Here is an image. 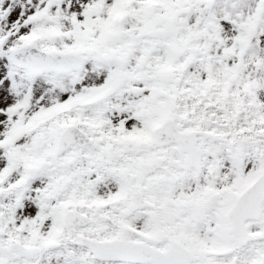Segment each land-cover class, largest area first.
<instances>
[{"label": "snow or ice", "instance_id": "obj_1", "mask_svg": "<svg viewBox=\"0 0 264 264\" xmlns=\"http://www.w3.org/2000/svg\"><path fill=\"white\" fill-rule=\"evenodd\" d=\"M0 264H264V0H0Z\"/></svg>", "mask_w": 264, "mask_h": 264}]
</instances>
